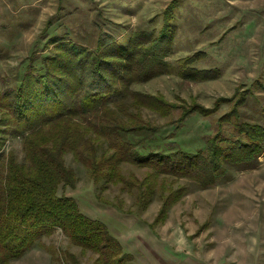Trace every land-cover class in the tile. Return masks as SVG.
Returning <instances> with one entry per match:
<instances>
[{
  "label": "rangeland",
  "instance_id": "obj_1",
  "mask_svg": "<svg viewBox=\"0 0 264 264\" xmlns=\"http://www.w3.org/2000/svg\"><path fill=\"white\" fill-rule=\"evenodd\" d=\"M166 21V71L132 88L174 105L173 119L181 108L205 111L177 128L144 109L159 129L150 140L133 136L143 140L140 150L194 152L218 136L247 141L238 126L264 129V0H0V93L20 85L30 65L43 72V57L59 43L54 39L97 49L109 34L108 43L125 46L135 33L153 41ZM5 148L22 159L19 139ZM66 163L78 182L59 193L108 225L129 264H264V141L252 159L224 160L206 185L162 175L180 195L163 215L160 194L141 206L121 185L98 190L71 154ZM124 172L140 177L146 168L125 165ZM97 257L58 229L10 264H95Z\"/></svg>",
  "mask_w": 264,
  "mask_h": 264
},
{
  "label": "trees",
  "instance_id": "obj_2",
  "mask_svg": "<svg viewBox=\"0 0 264 264\" xmlns=\"http://www.w3.org/2000/svg\"><path fill=\"white\" fill-rule=\"evenodd\" d=\"M168 26L166 21L153 41L146 33L132 34L125 46L108 43L109 34L107 41L98 39L97 49L54 39L59 43L53 55L43 57V72L30 65L20 85L0 93V264L22 257L58 229L83 250L96 253L95 264L130 263L106 223L85 214L74 197L59 193L78 182L76 171L66 163L68 154L98 190L121 185L141 206L160 194L163 215L180 195L167 188L162 175L185 176L206 185L224 160H249L260 152L264 129L250 125L238 126L247 141L218 136L212 147L194 152L140 150L143 140L133 136L150 140L159 129L146 119L144 109L177 128L188 115L205 111L181 108L173 119L174 105L132 88L166 71L168 62L162 57L171 39ZM16 139L22 159L5 148ZM125 165L146 172L138 177L124 172Z\"/></svg>",
  "mask_w": 264,
  "mask_h": 264
}]
</instances>
